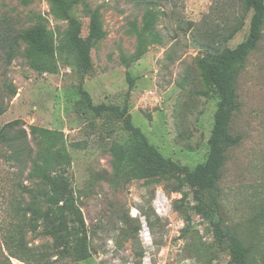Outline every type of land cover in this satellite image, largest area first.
Here are the masks:
<instances>
[{"label": "rangeland", "instance_id": "obj_1", "mask_svg": "<svg viewBox=\"0 0 264 264\" xmlns=\"http://www.w3.org/2000/svg\"><path fill=\"white\" fill-rule=\"evenodd\" d=\"M72 1L0 0V130L15 119L26 130L17 144L0 138V264H235L229 238L219 240L216 223L196 212L185 175L117 163L113 148L128 136L123 121L80 100L85 89L94 105H127L150 143L193 170L209 155L219 103L204 62L214 58L206 45L241 17L243 28L227 44L235 48L248 36L252 10L244 0H84L74 8L83 36L94 13L105 32L92 49L93 70H79L76 55L68 53L57 55L56 72L37 70L19 35L43 22L57 44L65 43L64 7ZM237 94L230 132L239 143L227 152L221 211L243 240L245 264H264V31L244 61ZM32 125L64 133L73 201L88 233L86 259L78 258L81 233L61 253L42 224L31 230ZM14 150L23 153L21 160L10 159ZM77 215H70V225L80 223Z\"/></svg>", "mask_w": 264, "mask_h": 264}, {"label": "trees", "instance_id": "obj_2", "mask_svg": "<svg viewBox=\"0 0 264 264\" xmlns=\"http://www.w3.org/2000/svg\"><path fill=\"white\" fill-rule=\"evenodd\" d=\"M84 0H73L70 5L64 7L69 20L67 41L57 44L54 32L48 28L46 23L40 22L26 30L20 35V39L26 43L24 55L32 63V66L40 71L56 72L58 68V54H75L74 66L84 73L93 70L92 49L96 42L105 36L102 29L100 16L94 13L91 19L90 32L83 36V23L74 8ZM247 7L252 10L250 29L248 36L235 48L229 47L228 42L243 28L244 20L238 17L237 22L229 21L220 36H211V43L206 48L212 50L214 58L209 61L205 59L208 76L214 85L218 96V109L215 113V122L212 134L209 138L210 152L206 161L198 164L193 170L181 166L177 162L167 159L157 146L149 142L148 137L140 127L132 121V114L128 106L121 107L116 104L94 105L87 90L82 89L80 100L84 108H90L108 119L123 121L124 128L128 132L125 143L113 148L115 161H127L131 168L137 170L161 171L166 176L182 173L185 182L193 191L196 198L195 210L198 214L213 220L217 228V237L224 241L229 238V249L235 264H245L246 247L237 232L231 231L226 226L221 211V187L224 168L228 157L227 152L231 147L239 143V137L230 132V123L235 111L239 109L237 101L238 78L244 66L246 57L258 48L264 31V0H244ZM240 16V15H239ZM218 39V44L213 41ZM130 89L134 86V80L128 76ZM22 120L15 119L8 122L0 130L1 141L17 144L18 140H24L26 130L21 129ZM20 131V132H19ZM31 133L36 140L37 152L31 161L30 178L36 184L30 188L32 201L28 208L32 212L31 230L36 231L37 224L43 225L42 233L52 236L55 247L63 249L70 248V238L76 233H81V240L76 244L79 259H86L89 255L88 233L84 218L73 201V188L71 187L68 168L72 164V157L67 149L64 133L59 130L31 126ZM20 134V135H17ZM25 143V142H22ZM20 145V144H19ZM19 148V146H18ZM23 153L14 150L10 159L21 160ZM118 165V164H117ZM127 172V171H126ZM77 213L80 221L70 225V215ZM190 220L185 232L190 230ZM223 226H226L224 229Z\"/></svg>", "mask_w": 264, "mask_h": 264}]
</instances>
